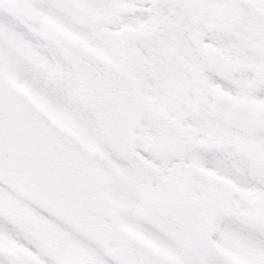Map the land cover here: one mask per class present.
<instances>
[{"label": "snow or ice", "instance_id": "6c2138e0", "mask_svg": "<svg viewBox=\"0 0 264 264\" xmlns=\"http://www.w3.org/2000/svg\"><path fill=\"white\" fill-rule=\"evenodd\" d=\"M0 264H264V0H0Z\"/></svg>", "mask_w": 264, "mask_h": 264}]
</instances>
